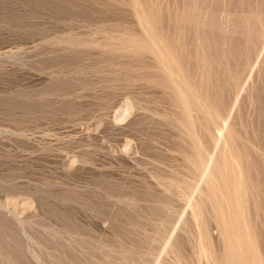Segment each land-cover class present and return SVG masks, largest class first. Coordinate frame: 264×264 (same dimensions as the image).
I'll return each instance as SVG.
<instances>
[{"label": "rangeland", "instance_id": "obj_1", "mask_svg": "<svg viewBox=\"0 0 264 264\" xmlns=\"http://www.w3.org/2000/svg\"><path fill=\"white\" fill-rule=\"evenodd\" d=\"M263 42L264 0H0V264H228L235 199L264 264Z\"/></svg>", "mask_w": 264, "mask_h": 264}, {"label": "bare ground", "instance_id": "obj_2", "mask_svg": "<svg viewBox=\"0 0 264 264\" xmlns=\"http://www.w3.org/2000/svg\"><path fill=\"white\" fill-rule=\"evenodd\" d=\"M208 5H209V3H208ZM151 16H152V15H151ZM140 17H141V16H140ZM262 17H263V16H262ZM180 18H181V17H180ZM141 19H142V18H141ZM144 19H145V18H144ZM148 19H149V18H148ZM151 19H152V18H151ZM261 19H262V18H261ZM146 20H147V19H146ZM147 21H148V20H147ZM147 21H144V22H147ZM188 21H189V20H188ZM142 22H143V21H142ZM149 22H150V21H149ZM157 22H158V21H157ZM150 23H151V22H150ZM143 24H144V23H143ZM153 24H154V23H153ZM156 24H157V23H156ZM148 25H149V24H148ZM151 25H152V24H151ZM231 26H232V25H231ZM231 26H230V27H231ZM149 27L151 28V26H149ZM170 28H171V27H170ZM240 28H241V27H240ZM152 29H153V28H152ZM153 30H154V29H153ZM248 30H249V29H248ZM147 31H148V30H147ZM151 31H152V30H151ZM251 31H252V30H251ZM152 32H153V31H152ZM249 32H250V31H249ZM257 33H258V32H257ZM252 35H253V34H252ZM236 36H237V35H236ZM139 38H140V37H139ZM239 38H240V37H239ZM152 39H153V38H152ZM258 39H259V38H258ZM124 41H125V40H124ZM153 41H154V40H153ZM255 41H256V40H255ZM238 42H239V41H238ZM263 43H264V42H263ZM166 44H167V43H166ZM125 45H126V44H125ZM133 45H134V44H133ZM137 45H138V44H137ZM169 45H172V43L169 44ZM174 45H176V44H174ZM179 45H180V44H179ZM236 45H237V44H236ZM248 45H249V44H248ZM253 45H254V44H253ZM114 46H115V45H114ZM220 46H221V45H220ZM125 48H126V47H125ZM136 48H137V47H136ZM170 48H171V47H170ZM140 49H141V47H140ZM157 49H158V48H157ZM172 49H173V48H172ZM141 50H142V49H141ZM154 50H155V49H154ZM142 51H143V50H142ZM159 51H160V50H159ZM175 52H176V51H175ZM158 53L160 54L161 52H158ZM184 53H185V52H184ZM226 53H227V52H226ZM255 53H256V52H255ZM189 54H190V53H189ZM227 54H228V53H227ZM182 55H183V54H182ZM156 56H157V55H156ZM191 56H192V55H191ZM192 57H193V56H192ZM207 58H208V57H207ZM243 58H244V57H243ZM199 59H200V58H199ZM188 61H189V60H188ZM191 61H192V60H191ZM210 61H211V60H210ZM212 61H213V60H212ZM235 61H236V60H235ZM210 63H211V62H210ZM206 64H207V63H206ZM212 65H213V64H212ZM210 66H211V65H210ZM186 67H187V66H186ZM210 68H211V67H210ZM251 68H252V67H251ZM163 70H164V69H163ZM205 70H206V69H205ZM208 74H209V72H208ZM188 75H189V74H188ZM180 79H181V78H180ZM240 79H241V78H240ZM184 80H186V79H184ZM215 80H216V79H215ZM234 80H235V79H234ZM187 81H188V80H187ZM216 81H217V80H216ZM162 82H163V81H162ZM239 82H240V81H239ZM167 83H168V82H167ZM217 83H218V82H217ZM160 84H161V83H160ZM193 84H194V83H193ZM231 84H232V83H231ZM203 85H204V84H203ZM222 85H224V84H222ZM162 86H163V85H162ZM191 86H192V85H191ZM160 87H161V86H160ZM184 88H185V87H184ZM190 88H191V87H190ZM215 88H216V87H215ZM235 88H236V87H235ZM180 89H181V88H180ZM166 90H167V89H166ZM235 90H236V89H235ZM196 93H198V92H196ZM230 93H231V92H230ZM186 94H187V93H186ZM186 94H184V95H186ZM194 95H195V94H194ZM168 96H169V95H168ZM180 96H182V95H180ZM191 96H193V95H191ZM202 96H203V95H202ZM209 97H210V96H209ZM179 98H180V97H179ZM201 98H202V97H201ZM181 99H182V98H181ZM186 99H187V98H186ZM189 99H190V98H189ZM178 100H179V99H178ZM213 100H214V99H213ZM179 101H180V100H179ZM181 102H182V101H181ZM197 102H198V101H197ZM179 103H180V102H179ZM184 103H185V99H184V101H183V104H184ZM186 103H187V102H186ZM192 103H193V101H192ZM201 103H203V102H201ZM188 105H191V104H188ZM184 106H186V104H185ZM191 106H192V105H191ZM231 106H232V105H231ZM193 107H194V106H192V108H193ZM196 107H197V106H196ZM189 108H191V107H187V109H189ZM220 108H222V107H220ZM184 109H186V107H185ZM184 109H183V110H184ZM204 109H206V108H204ZM179 110H180V108H179ZM190 110H191V111H192V110H195V108H194V109H189V111H188V110H187V111L190 112ZM207 110H208V109H207ZM217 110H219V109H217ZM187 111H186V112H187ZM200 111H201V110H200ZM219 111H220V110H219ZM198 112H199V111H198ZM224 112H225V111H224ZM218 113H219V112H218ZM189 114H190V113H189ZM200 114H202V113H200ZM221 114H222V113H221ZM183 115H186V113L183 114ZM214 116H215V115H214ZM223 116H224V115H223ZM183 117H184V116H183ZM186 117H187V116H186ZM189 117H190V115H189ZM210 117H211V116H210ZM194 118H195V117H194ZM196 118H197V117H196ZM203 119H204V118H203ZM218 119H219V118H218ZM187 121H188V120H187ZM201 121H202V120H201ZM210 121H211V120H210ZM185 122H186V121H185ZM188 122H189V121H188ZM191 122H192V121H191ZM194 124H195V123H194ZM172 126H173V125H172ZM221 126H222V125H221ZM200 127H202V126H200ZM206 127H207V126H206ZM201 131H202V130H201ZM208 131H210V130H208ZM179 132H180V131H179ZM186 133H187V132H186ZM211 133H212V132H211ZM179 134H180V133H179ZM182 135H184V134H182ZM190 135H191V134H190ZM208 135H209V134H208ZM184 136H185V135H184ZM186 136H187V135H186ZM187 137H188V136H187ZM192 137H193V136H192ZM226 137H227V136H226ZM255 137H256V136H255ZM186 139H187V138H186ZM196 139H197V138H196ZM229 139H230V137H229ZM227 140H228V139H227ZM227 140H226V141H227ZM182 141H184V140H182ZM230 141H231V139H230ZM190 142H191V139H190ZM216 142H218V141L216 140ZM216 142H215V143H216ZM232 142H233V141H231V143H232ZM258 142H259V141H258ZM186 143H187V142H186ZM188 143H189V142H188ZM193 143H194V141H193ZM199 144H200V143H199ZM259 144H260V143H259ZM190 145H191V144H190ZM200 145H201V144H200ZM228 145H229V144H228ZM186 146H187V145H186ZM194 146H195V145H194ZM229 146H230V145H229ZM183 147H184V146H183ZM205 147H206V146H205ZM232 147H233V146H232ZM198 148H199V147H198ZM230 148H231V147H230ZM233 148H234V147H233ZM193 149H194V147H193ZM234 150H235V149H234ZM196 151H197V150H196ZM197 152H198V151H197ZM235 152H236V151H235ZM198 153H199V152H198ZM212 153H213V152H212ZM189 154H190V153H189ZM191 154H192V153H191ZM193 154H194V153H193ZM204 154H205V153H204ZM238 154H239V153H238ZM194 155H195V154H194ZM195 156H196V155H195ZM198 156H199V154H198ZM242 157H243V156H242ZM210 158L212 159V157H210ZM210 158H209V159H210ZM213 158H214V157H213ZM209 159H207L208 162L210 161ZM224 159H226V158H224ZM219 160H220V159H219ZM243 160H244V159H243ZM212 161H213V160H212ZM224 161H225V160H224ZM224 161H223V162H224ZM192 162H193V161H192ZM214 163H215V162H214ZM214 163H213V165H214ZM216 163H217V162H216ZM216 163H215V164H216ZM225 163H226V161H225ZM206 164H207V163H206ZM190 165H191V163H190ZM199 165H200V164H199ZM207 165H208V164H207ZM216 165H218V164H216ZM220 165H221V164H220ZM233 165H234V164H233ZM208 166H209V165H208ZM214 166H215V165H214ZM203 167H204V164H203ZM205 167H206V165H205ZM217 167H218V166H217ZM217 167H215V169H216ZM222 167H223V166H222ZM232 167H233V166H232ZM212 168L214 169V167H212ZM224 168H225V167H224ZM226 168H227V167H226ZM226 168H225V169H226ZM203 169H204V168H203ZM217 169H218V168H217ZM219 169H220V167H219ZM219 169H218V171H219ZM224 171H225V170H224ZM195 172H196V171H195ZM228 172H229V171H228ZM245 172H246V171H245ZM210 173H211V172H210ZM224 173H225V172H224ZM224 173H223V174H224ZM197 174H198V173H197ZM221 174H222V173H219V175H221ZM219 175H218V177H221V181H222V180L224 181V179L222 178L223 176H219ZM236 175H237V174H236ZM243 175H244V174H243ZM207 176H208V175H207ZM205 177H206V176H205ZM225 177H226V176H225ZM211 178H212V177H211ZM213 178H215V177H213ZM241 178H242V177H241ZM205 179H206V178H205ZM218 179H219V178H218ZM218 179H216V180H218ZM238 179H239V178H238ZM210 180H212V179H210ZM213 180H215V179H213ZM236 180H237V179H236ZM196 181H197V180H196ZM206 181H207V180H206ZM208 181H209V180H208ZM208 181H207L206 183H208ZM223 181H222V182H223ZM238 181H239V180H238ZM238 181L230 182V184L233 183L232 185L234 186L236 182L238 183ZM240 181H241V180H240ZM240 181H239V183H238L237 185H235L236 187L240 184ZM244 181H246V180H244ZM251 181H252V180H251ZM209 182H210V181H209ZM248 182H249V181H248ZM192 183H193V182H192ZM192 183H189V184H192ZM212 183H214V182L212 181ZM245 183H246V182H245ZM250 183H251V182H250ZM187 184H188V182H187ZM187 184H184V185H187ZM194 184H195V183H194ZM208 184H211V183H208ZM224 184L227 185V182H224ZM228 184H229V181H228ZM230 184H229V186H230ZM211 185H212V184H211ZM222 185H223V184L221 183L220 186H222ZM188 186H191V187H192V191H193V185H188ZM197 186H198V185H197ZM233 186H231V187H233ZM235 186H234V187H235ZM185 187H186V186H185ZM209 187H210V186H209ZM209 187H208V188H209ZM215 187H216V186H215ZM223 187H226V186L223 185ZM223 187H222V188H223ZM227 187H228V186H227ZM227 187H226V189H225V188H223V189H225V191H226V190H227ZM234 187H233V188H234ZM240 187H242L241 184H240V186H239V189H240ZM250 187H251V186H250ZM187 188H188V187H187ZM216 188H218V187H216ZM237 188H238V187H237ZM194 189L197 190L196 186L194 187ZM214 189H215V188H214ZM223 189H222V190H223ZM228 189H229V188H228ZM245 189H246V188H245ZM182 190H183V189H182ZM196 190H194V191L196 192ZM231 190H234V189H231ZM213 191L216 192V189L213 190ZM213 191H212V192H213ZM217 191H218V190H217ZM220 191H221V190H220ZM220 191H219V192H220ZM227 191H228V190H227ZM229 191H230V190H229ZM240 191H241V190H240ZM240 191H236V192H238V194H239ZM248 191H249V190H248ZM209 192H210V190H209ZM230 192H231V191H230ZM232 192H234V191H232ZM236 192H235V193H236ZM216 193H218V192H216ZM235 193H234V194H235ZM242 193H243V192H242ZM257 193H258V192H257ZM214 194H215V193H214ZM214 194H213V195H214ZM218 194H219V193H218ZM218 194H217V195H218ZM220 194H221V193H220ZM232 194H233V193H232ZM234 194H233V195H234ZM188 195H189V194H188ZM209 195L212 196V197H210V199L214 200V199H213V198H214L213 195L210 194V193H209ZM236 195H237V193H236ZM236 195H235V196H236ZM251 195H252V194H251ZM254 195H255V194H254ZM259 195H260V194H259ZM214 196H215V195H214ZM219 196H221V195H219ZM235 196H233L232 200L235 199V198H234ZM243 196H244V195H243ZM257 196H258V195H257ZM202 197H203V196H202ZM237 197H238V195H237ZM237 197H236V198H237ZM255 197H256V196H255ZM255 197H254V198H255ZM205 198H206V197H205ZM222 198H223V197L221 196L220 199H222ZM241 198H242V197H240V199H241ZM203 199H204V198H203ZM217 199H218V198H217ZM217 199H216V200H217ZM237 199H239V198H237ZM244 199H245V198H244ZM250 199H251V198H250ZM212 200H211V201H212ZM225 200H227V199L225 198ZM252 200H254V199H252ZM199 201H200V200H199ZM222 201H223V204H224V203H225V202H224V198H223ZM227 201H228V200H227ZM227 201H226V202H227ZM233 201H234L233 203L235 204L236 199L233 200ZM243 201H244V200H243ZM200 202H201V201H200ZM215 202H216V201H214L213 203H215ZM218 202H219V200H218ZM220 202H221V200H220ZM228 202H230V201H228ZM237 202H238V200H237ZM207 203H208V202H207ZM221 203H222V202H221ZM221 203H220V204H221ZM233 203H232V204H233ZM223 204H222V205H223ZM232 204H231V205H230V203L228 204V207H229V205H230L229 209L231 208V206L234 205V204H233V205H232ZM236 204H237V203H236ZM253 204H254V203H253ZM218 205H219V204H218ZM218 205H217V207H220L221 209H222V207L224 206V205H223V206H218ZM226 205H227V203H226ZM242 205H243V204H242ZM255 205H256V204H255ZM261 205H262V204H261ZM197 206H198V205H197ZM204 206H205V205H204ZM214 206H216V205L214 204ZM228 207H227V209H228ZM239 207H241V206H239ZM239 207H236V205H235V208H237V209L235 210V208L233 207L234 209L231 208L230 210L233 209V210H235V212H237V211L239 212V211H240V210H238ZM194 208H195V207H194ZM197 208L199 209V206H198ZM215 208H216V207H215ZM224 208H225V210H227L225 206L223 207V209H224ZM258 208H259V207H258ZM198 209H197V210H198ZM202 209H203V208H202ZM211 209H212V206H211ZM213 209H214V208H213ZM218 209H219V208H218ZM221 209H220V210H221ZM229 209H228V210H229ZM239 209H240V208H239ZM242 209H243V208H242ZM246 209H247V208H246ZM220 210H216V209H215V211H217V212H215V213H218V214H217V216H215L214 213H213V217H214V218L216 217L215 220H217V219L219 220V225H220V227H221L222 237L225 238V239H224V240H225V243H223V244L226 245V250H225V251L227 252L226 255L228 256V258H227V259H228V264H245V262H247V260H248L247 258H248V257L250 258V255H253V254H254V253H253L254 249L251 248V246L248 244L249 241L247 242L248 245H244L243 239L241 240V238H240V234H241V233H240V230H241V229L239 230V232H238V230H237L238 227L241 225V223L244 222L245 220H243L244 218H243V219L241 218L242 216L239 215L240 213L237 215V213L235 214V213L233 212L235 215H237V217H235V219H236V218H239V216H241L240 218L243 220V221L240 220V218H239V220L237 219L238 221H241V222H240V225H238V227H237V225H236L235 223H236V222L238 223V221L236 220V222H235V219H234V220H227V219H224V220H223V218H222L223 215L220 214V213H221ZM218 211H220V212H218ZM223 211H224V210H223ZM195 212H196V210H195ZM213 212H214V211H213ZM225 212H226V211H225ZM230 212H231V213L228 212V214H231V215H232V219H233V217H234L233 215H234V214H232V211H230ZM196 214H197V216H198V212H196ZM196 214H195V215H196ZM223 214H224V213H223ZM226 214H227V212L225 213V215H226ZM228 214H227V215H228ZM241 214H243V213H241ZM220 216H221V217H220ZM227 217H228V216H227ZM227 217H226V218H227ZM195 218H196V217H195ZM230 218H231V216H230ZM133 219H134V218H133ZM133 219H132V220H133ZM152 219H153V218H152ZM201 219H202V218H201ZM228 219H229V218H228ZM218 220H217V221H218ZM133 221H134V220H133ZM216 223H217V222H216ZM235 225H236V226H235ZM246 225H247V224H246ZM216 226H218V225H216ZM235 228H236V229H235ZM240 228H243V224L240 226ZM248 228H249V227H248ZM243 229H244V228H243ZM262 229H263V228H262ZM204 230H206V229H204ZM257 230H258V229H257ZM241 231L243 232V230H241ZM244 231H245V230H244ZM260 231H261V229H260ZM239 233H240V234H239ZM243 233H244V232H243ZM258 233H259V232H258ZM249 234H250V233H249ZM261 234H262V233H261ZM243 235H244V234H243ZM245 235H248V234L245 232ZM254 235H255V234H254ZM220 236H221V235H220ZM222 237H221V238H222ZM249 237H250V236H249ZM242 238H243V237H242ZM247 238H248V236H247ZM250 238H251V237H250ZM260 238H262V237L260 236ZM206 239H207V238H206ZM248 239H249V238H248ZM248 239H245V240L247 241ZM245 240H244V241H245ZM253 241H254V240H253ZM249 243L251 244L252 242H249ZM209 244H210V243H209ZM245 244H246V243H245ZM255 244H256V243H255ZM251 245H252V244H251ZM223 247H224V246H223ZM223 247H222V248H223ZM252 247H253V246H252ZM217 250H218V249H217ZM221 251H222V250H221ZM225 251H224V254H225ZM262 252H263V251H262ZM211 253H212V252H211ZM224 254H223V255H224ZM255 254H256V253H255ZM208 255H209V254H208ZM212 255H213V254H212ZM216 255H217V254H216ZM226 255H224V256H226ZM256 256L258 257L257 259L259 260V259H260V258H259L260 255H259V256L256 255ZM213 257H214V256H213ZM261 257H263V256L261 255ZM214 258H215V257H214ZM221 258H223V256H221ZM224 259H226V258H224ZM224 259H223V261H224ZM227 259H226V260H227ZM253 259H254V258H253ZM121 260H122V259H121ZM213 260H215V259H213ZM217 260H219V259H217ZM217 260H216L215 262H217ZM251 260H252V259H251ZM260 260L263 261V259H260ZM248 261H249V260H248ZM220 262H221V261H220ZM226 263H227V262H226ZM262 263H263V262H262ZM262 263H260V262L257 261V260H256V261L254 260L253 263H251V261H250V264H262ZM212 264H213V263H212ZM216 264H219V263H216ZM223 264H225V262H224Z\"/></svg>", "mask_w": 264, "mask_h": 264}]
</instances>
